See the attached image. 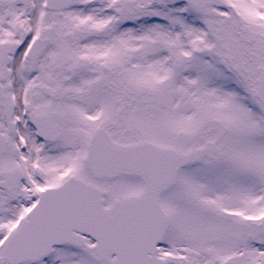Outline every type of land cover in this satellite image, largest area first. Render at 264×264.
<instances>
[{"label": "snow or ice", "instance_id": "6c2138e0", "mask_svg": "<svg viewBox=\"0 0 264 264\" xmlns=\"http://www.w3.org/2000/svg\"><path fill=\"white\" fill-rule=\"evenodd\" d=\"M0 264H264V0H0Z\"/></svg>", "mask_w": 264, "mask_h": 264}]
</instances>
